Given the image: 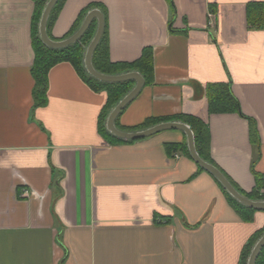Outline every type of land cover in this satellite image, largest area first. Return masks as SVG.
Wrapping results in <instances>:
<instances>
[{
    "label": "crops",
    "instance_id": "1",
    "mask_svg": "<svg viewBox=\"0 0 264 264\" xmlns=\"http://www.w3.org/2000/svg\"><path fill=\"white\" fill-rule=\"evenodd\" d=\"M250 3L264 0H65L50 33L60 39L101 10L111 61L152 57L117 127L197 116L209 162L248 193L254 173L264 181V27H250ZM34 12L35 0H0V264H240L264 210L240 213L183 131L105 135L107 91L66 61L49 71L47 103L34 104ZM212 84L239 111L212 112Z\"/></svg>",
    "mask_w": 264,
    "mask_h": 264
},
{
    "label": "trees",
    "instance_id": "2",
    "mask_svg": "<svg viewBox=\"0 0 264 264\" xmlns=\"http://www.w3.org/2000/svg\"><path fill=\"white\" fill-rule=\"evenodd\" d=\"M48 0H35V12L33 15V25H32V46L34 49V62L31 66V72L34 77V87H33V99L36 106H43L47 103V91H48V75L50 69L58 63L69 62L71 63L80 76L96 91L105 90L107 91V103L104 106L101 116L99 128L102 133L110 136L116 140H123L112 133H110L106 128V118L109 112L115 107L119 100L127 94L135 85L134 80H128L123 82H104L92 77L86 70L84 66V56L85 51L95 35L97 29V21L93 20L87 31L83 36L75 43L67 46L65 48L55 49L46 46L40 36H39V20L42 14V11ZM65 0H58V2L53 7L51 14L47 23V31L49 36L52 39L60 40L72 35L81 25L78 23L74 28L65 36L60 39L52 37L50 33V28L53 25L54 21L58 16ZM86 14L80 15V22L83 20ZM248 23L250 27H264V3H250L248 4ZM143 55L132 62H113L109 56L108 42L106 36V20H105V29L103 36L99 44L97 45L94 54H93V65L101 73L105 74H120L129 71H140L145 77L146 81L149 82V77L152 74V57L147 55V50ZM209 93V107L212 112H225V111H239V104L237 100L232 96L230 91L223 87L221 84H212L208 86ZM178 120L187 123L194 132L195 136V145L200 156L209 162L208 157L206 156V151L208 150L209 143V130L208 125L202 121L200 118L194 115L180 114L177 116H168V117H157V118H148L143 124L135 126L131 129H142L155 125L163 121ZM116 125H118V120L116 119ZM119 128V127H118ZM184 147L187 150V145L184 143ZM201 170L203 168L199 166ZM256 178V188L251 192L244 193L239 190L244 196L253 200H264V193H260V189L264 187L263 176L254 173ZM217 180V179H216ZM219 183V181H218ZM219 185L224 190V193L227 195L229 201L244 215V211L255 210L245 206L244 204L238 202L234 199L219 183ZM234 185V184H233ZM235 186V185H234ZM245 216V215H244ZM264 230L259 234L252 236L246 243L242 255L240 264H247L248 257L251 253V250L257 240L263 235ZM255 264H264V247L260 251Z\"/></svg>",
    "mask_w": 264,
    "mask_h": 264
},
{
    "label": "water",
    "instance_id": "3",
    "mask_svg": "<svg viewBox=\"0 0 264 264\" xmlns=\"http://www.w3.org/2000/svg\"><path fill=\"white\" fill-rule=\"evenodd\" d=\"M57 2L58 0H48L42 11L39 20V30H38L42 42L46 46L55 49H60L70 46L71 44L77 42L87 31L93 20H96L97 21L96 32L92 40L88 44L84 56V66L87 72L92 77L104 82L115 83V82H123L128 80L135 81V86L119 100V102L115 105V107H113V109L108 114L106 119L107 130L110 133H112L114 136L123 140L141 139L168 129H178L183 131L187 136V145L190 155L193 158V160L196 163H198L199 166H201L203 169H205L210 174H212L217 179V181H219V183L223 186V188L238 202L251 208L264 210V200H253L244 196L240 191L237 190V188L230 182V180L220 169H218L212 163L204 160L200 156L195 145L194 132L187 123L182 121H175V120L163 121L155 125H152L148 128L135 130V131H125L117 127L116 125L117 117L125 109V107L140 93V91L142 90V88L146 83V80L143 77V75L136 70L124 72L120 74H105L99 72L94 67L92 61L93 54L97 45L101 40L105 28V17L104 14L99 9L90 10L85 15L79 28L72 35L61 40L52 39L47 31V23L51 11ZM263 247H264V233L253 246L251 253L248 257L247 264L256 263L257 257Z\"/></svg>",
    "mask_w": 264,
    "mask_h": 264
},
{
    "label": "built area",
    "instance_id": "4",
    "mask_svg": "<svg viewBox=\"0 0 264 264\" xmlns=\"http://www.w3.org/2000/svg\"><path fill=\"white\" fill-rule=\"evenodd\" d=\"M211 15H212V14H211ZM23 195H24L25 197L29 196V195H30V191H29V190H24Z\"/></svg>",
    "mask_w": 264,
    "mask_h": 264
},
{
    "label": "bare ground",
    "instance_id": "5",
    "mask_svg": "<svg viewBox=\"0 0 264 264\" xmlns=\"http://www.w3.org/2000/svg\"><path fill=\"white\" fill-rule=\"evenodd\" d=\"M104 17H105V16H104ZM104 29H105V28H104ZM103 33H104V32H103ZM102 36H103V35H102ZM54 40H55V39H54ZM60 40H61V39H60ZM143 77H144V76H143ZM134 86H135V85H134ZM134 86H133V87H134Z\"/></svg>",
    "mask_w": 264,
    "mask_h": 264
},
{
    "label": "rangeland",
    "instance_id": "6",
    "mask_svg": "<svg viewBox=\"0 0 264 264\" xmlns=\"http://www.w3.org/2000/svg\"><path fill=\"white\" fill-rule=\"evenodd\" d=\"M133 131V130H132ZM135 131V130H134Z\"/></svg>",
    "mask_w": 264,
    "mask_h": 264
}]
</instances>
